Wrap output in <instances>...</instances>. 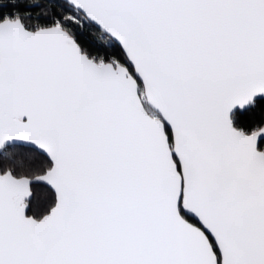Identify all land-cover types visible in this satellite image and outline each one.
<instances>
[{"label": "snow or ice", "instance_id": "obj_1", "mask_svg": "<svg viewBox=\"0 0 264 264\" xmlns=\"http://www.w3.org/2000/svg\"><path fill=\"white\" fill-rule=\"evenodd\" d=\"M0 264H264V0H0Z\"/></svg>", "mask_w": 264, "mask_h": 264}, {"label": "trees", "instance_id": "obj_2", "mask_svg": "<svg viewBox=\"0 0 264 264\" xmlns=\"http://www.w3.org/2000/svg\"><path fill=\"white\" fill-rule=\"evenodd\" d=\"M260 119H261V115H260V114H257V116L254 117V120H255L256 122H259ZM37 195H38V196L41 195V192H40L39 190L37 191Z\"/></svg>", "mask_w": 264, "mask_h": 264}]
</instances>
